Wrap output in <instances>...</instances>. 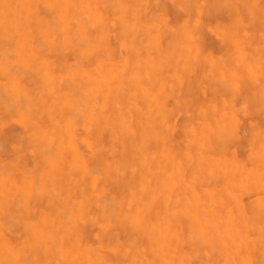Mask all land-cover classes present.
<instances>
[{"label":"bare ground","instance_id":"obj_1","mask_svg":"<svg viewBox=\"0 0 264 264\" xmlns=\"http://www.w3.org/2000/svg\"><path fill=\"white\" fill-rule=\"evenodd\" d=\"M170 1L189 5L190 13L173 23L163 9H149V0H0V264H230L224 244L264 264V190L254 182L253 155L264 132V0H222L231 16L225 25L210 23L214 0ZM206 33L218 52L207 47ZM222 57L226 80L216 70ZM196 75L205 97L197 102ZM93 95L104 99L103 123L82 104ZM156 102L170 131L131 136L121 147L109 121ZM225 120L231 132L213 138L210 153L201 140L190 143V125L221 127ZM33 135L45 138L42 151ZM53 151L57 158L49 161L45 153ZM200 155L219 167L202 173ZM117 166L125 169L122 178L110 171ZM140 184L146 191L133 201L131 189ZM177 199L207 211L209 230L231 222L239 234L223 244L190 239L192 220L177 212ZM113 201L124 202L130 219L113 224ZM166 221L176 236L165 254L150 229Z\"/></svg>","mask_w":264,"mask_h":264},{"label":"clouds","instance_id":"obj_2","mask_svg":"<svg viewBox=\"0 0 264 264\" xmlns=\"http://www.w3.org/2000/svg\"><path fill=\"white\" fill-rule=\"evenodd\" d=\"M156 2L160 3V0H156ZM240 2L242 3L243 0H240ZM226 61L227 58L222 57L217 65L216 70L218 72L219 79L221 80L230 78V74L226 66ZM136 66L137 65L133 64L130 60L127 68L129 71L134 72ZM232 87H237V84L234 80L232 81ZM262 92H264V86H262ZM19 101L20 98L17 97L13 103H19ZM82 104L85 108L91 109L89 115L93 117L94 123H103L106 121L107 111L102 96H100L99 98L97 97V95L86 97L85 100L82 101ZM225 116H227V113H225ZM158 117L159 119H157ZM109 123L113 125L117 130L118 139L121 141V147H123L122 141L131 136H164L168 131H170L169 126L166 123L165 114L160 111L158 102L154 103V105L149 106L147 110L135 108L133 105V108L130 109L126 114L117 113L116 117L109 121ZM188 130L193 137V140H191L190 143H194L196 140H201L202 142L200 143V147L206 148L210 153L213 146V138H219L225 134H229L231 132V125L227 120H225L224 126L221 127L212 126L207 122H197L194 125H190ZM43 139L45 138L39 135H33V140L35 141L37 150H41L39 148V144ZM56 139L57 137L54 133L47 135L46 143L48 149L53 148ZM45 155L49 161L57 158L54 151L50 153L46 152ZM253 155L256 157L259 166L258 170L255 173L256 180L254 182L258 184L261 190H264V132L260 134L257 142V148L254 150ZM185 156L186 160L189 163V166H191L194 157L190 152H187ZM195 159L197 166L200 168L202 173L207 172L210 174L219 167V162L211 155H208L207 157L204 155H200ZM146 163L147 158L141 160V166H144ZM153 163H158L162 166L163 161H153ZM110 171H113L119 178H122L125 173V169H122L118 166L110 169ZM133 171H135V169H133ZM5 190L6 189L3 180L0 179V196L4 195ZM35 191L39 193L43 191V188L38 185ZM145 191L146 185L144 184L133 186V188L131 189V196L133 201H138L140 197L145 193ZM110 203H112L113 205L111 210V219L113 224H119L124 220L130 219V214H126L125 212L124 202L113 201ZM176 205L177 212L189 216L192 220V235L189 237L190 239H195L198 241L202 240L204 243H207L210 240L219 239L223 244L225 236L230 237L232 235L239 234L238 228H236V226L231 222H229L227 229H220L213 226L212 229L209 230V225H211L212 223L210 216L207 211L201 209L198 203H194L193 201L188 200L181 207V201L177 199ZM258 205L261 213H264V197H261L259 199ZM150 230L154 231V244L157 246L161 253H165V249L168 247V241L172 237L176 236V233L171 231L170 222L166 221L160 227ZM258 242L260 245L264 246V225H261L259 227ZM224 249L226 252H228L230 257H233L230 260V264H252L251 259L246 255L241 256L239 250L232 253L229 250V246L227 244H224ZM208 254L210 255V253ZM235 257H239V259H236ZM9 264H12V261H9ZM159 264H174V262L171 259H161ZM180 264H184V261H181ZM225 264H229V261H226Z\"/></svg>","mask_w":264,"mask_h":264},{"label":"rangeland","instance_id":"obj_3","mask_svg":"<svg viewBox=\"0 0 264 264\" xmlns=\"http://www.w3.org/2000/svg\"><path fill=\"white\" fill-rule=\"evenodd\" d=\"M213 6H211V12L213 13L212 16L209 18L210 19V23L214 24V18H216L217 20L220 21V23L222 24H228L230 22L231 16H230V10L228 8L227 5L222 4V0H214L212 2ZM163 9L166 12V17L170 22H175L176 19L180 18V17H184L187 14L190 13V7L189 5L183 9L180 8L178 6H176V4L174 3V1H170V0H160V3H157L156 0H149V9L153 10L154 12L159 11V9ZM205 39H206V43H207V47L214 52H218L219 50V44L218 42L215 40V38H213L210 34L206 33L205 34ZM190 78L187 79V81H189ZM194 79V80H193ZM198 77L197 75L194 76V78H191V81L193 80V83L191 85L192 88V93L194 96V101L197 102L199 100H203L205 97L203 95V93L201 92V90H199L200 88V84L196 85L195 82L197 81ZM202 84L205 85H209L210 81L206 78H203L202 80ZM187 88V83L184 85V89H182L184 92L186 91ZM207 96L210 95L209 92H207L206 94ZM254 106V103L251 101V108ZM250 119H256V117H251ZM9 129L14 130L15 132L17 131L13 126L10 127L8 126Z\"/></svg>","mask_w":264,"mask_h":264}]
</instances>
